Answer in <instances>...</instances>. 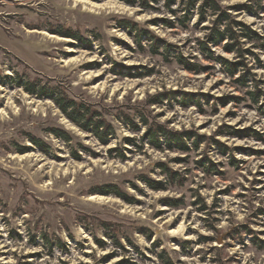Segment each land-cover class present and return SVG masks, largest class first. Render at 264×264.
Instances as JSON below:
<instances>
[{"label": "rangeland", "instance_id": "obj_1", "mask_svg": "<svg viewBox=\"0 0 264 264\" xmlns=\"http://www.w3.org/2000/svg\"><path fill=\"white\" fill-rule=\"evenodd\" d=\"M152 4L0 0V264H264V0ZM28 82L101 114L109 142Z\"/></svg>", "mask_w": 264, "mask_h": 264}, {"label": "trees", "instance_id": "obj_2", "mask_svg": "<svg viewBox=\"0 0 264 264\" xmlns=\"http://www.w3.org/2000/svg\"><path fill=\"white\" fill-rule=\"evenodd\" d=\"M129 4L135 5L137 3H139L140 5L146 7V8H153V4H157L160 0H123ZM175 2V0H166V4L169 8H171V5ZM216 8V7H215ZM245 8L247 10H251L250 6H245ZM252 11V10H251ZM254 13H257V11H254ZM167 25L171 26V23L169 21L165 22ZM234 24H236V26L240 27L241 30H246V33L242 34L245 37L248 38H252V37H257L259 36L257 34V32H255L254 30H252L249 26L241 23V22H234ZM132 29H135L134 27H132ZM71 37H75L78 38L79 36H77L76 34H68ZM235 39L234 36V32L232 31V29L230 27H226L223 30L217 28L214 29V31L207 35V40H206V44H205V49L210 52V54L213 53V51L210 49V44L213 45H219L221 42H223L225 39ZM225 49L227 51H232L234 50V47L226 45ZM181 57V56H180ZM216 59L220 60L223 64H225L226 68L228 69L229 74L233 75L236 74V71L238 69L237 64L235 62H230L229 60H227L226 58L223 57H217ZM184 66L191 70V71H199V68L197 66H195L194 64H191L188 61H183L180 60ZM241 80V79H240ZM245 81V80H244ZM27 90L31 93H37L38 96L43 97L45 95H50L53 100L55 101V103L59 106V108L66 114V116L68 118H70L73 122H75L76 124H78L83 130L85 131H89L91 133H93L100 142H102L103 144H107L110 140L111 135L114 134V129L113 127L105 120L101 117V114H99L98 112H91L89 110L88 107L84 106L81 103L76 102V100L69 98L68 96L64 95L61 91H58L54 88H50L49 86L46 85H39L37 83V86L35 84H31L30 82L27 83ZM253 96H255L254 93H252ZM185 95L188 97L189 96V100L184 101V98L181 100V103L185 104H189V103H193L194 101V94H188L185 93ZM177 96V92H175V95ZM208 96V95H207ZM230 98H221L220 101L221 103H226ZM255 102H258V96L254 97ZM57 136H60L62 138H65L67 140H69V136L68 133L66 131L60 130V129H53L52 130ZM152 139L153 138H157L159 137L161 134H158L157 132L152 133ZM150 134H148V136H151ZM163 135L166 136V140H167V147L169 148H174V147H179L181 149H186L188 148L187 145L183 144V138L184 137H189L190 133L189 132H182V133H171V132H163ZM36 141V140H35ZM131 141V140H129ZM156 143L155 145H157V147H161L160 144V140H155ZM177 141V142H176ZM37 142H39V140H37ZM177 143L179 146H176ZM123 156H125L123 154ZM205 166V165H203ZM149 185L152 188L155 189H164L165 186L162 185L161 183L158 182H153V181H148ZM108 188H113L114 186H107ZM106 187V188H107ZM105 188V189H106ZM104 193L108 194V193H115L118 195H121V192L117 189V188H113L110 191H106L103 190ZM169 205L172 206H178L179 203L177 200H175L174 202L168 201L167 202ZM264 214V212H263Z\"/></svg>", "mask_w": 264, "mask_h": 264}, {"label": "bare ground", "instance_id": "obj_3", "mask_svg": "<svg viewBox=\"0 0 264 264\" xmlns=\"http://www.w3.org/2000/svg\"><path fill=\"white\" fill-rule=\"evenodd\" d=\"M98 4V3H97ZM101 6V4H98ZM117 5V2H112V3H108V6H111V7H116ZM124 6V5H123Z\"/></svg>", "mask_w": 264, "mask_h": 264}]
</instances>
